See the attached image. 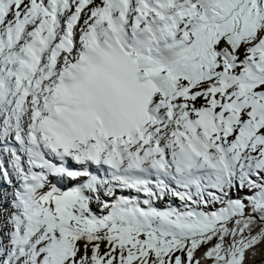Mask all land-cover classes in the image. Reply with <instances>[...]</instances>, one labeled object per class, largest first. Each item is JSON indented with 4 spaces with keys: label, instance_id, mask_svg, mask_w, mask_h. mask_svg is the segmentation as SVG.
Returning <instances> with one entry per match:
<instances>
[{
    "label": "snow or ice",
    "instance_id": "snow-or-ice-1",
    "mask_svg": "<svg viewBox=\"0 0 264 264\" xmlns=\"http://www.w3.org/2000/svg\"><path fill=\"white\" fill-rule=\"evenodd\" d=\"M0 264H264V0H0Z\"/></svg>",
    "mask_w": 264,
    "mask_h": 264
}]
</instances>
